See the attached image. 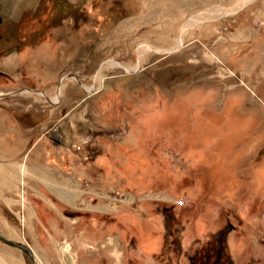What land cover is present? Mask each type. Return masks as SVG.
<instances>
[{"label":"rangeland","instance_id":"1","mask_svg":"<svg viewBox=\"0 0 264 264\" xmlns=\"http://www.w3.org/2000/svg\"><path fill=\"white\" fill-rule=\"evenodd\" d=\"M238 2L0 0V95L17 93L0 101L1 163L30 153L113 223L92 240L29 180L25 210L0 200V236L37 264H65V244L73 264L83 246L117 264H185L191 247L197 264H264V0L203 18ZM0 263L27 261L0 242Z\"/></svg>","mask_w":264,"mask_h":264},{"label":"crops","instance_id":"2","mask_svg":"<svg viewBox=\"0 0 264 264\" xmlns=\"http://www.w3.org/2000/svg\"><path fill=\"white\" fill-rule=\"evenodd\" d=\"M33 91H35V90H33ZM16 94L17 93L8 94V95H6V94L0 95V101H2L5 98L14 96ZM32 94H36V93H32ZM43 94L38 93L39 96H41V97L45 98L47 101H49L47 99V96H45V94L44 95ZM52 138L53 137H51V139ZM58 143H59V141H58ZM6 145H8V147H9L8 142ZM18 152L19 151L17 150V148H14V149L11 148L9 150L7 149L4 153L6 160H4L2 163L0 161V200L1 201H4L5 195H12V193H17V195L19 197L20 204H21V201L24 199V196L26 194L24 192V189L25 188H28V189L31 188L28 185L29 180L34 181V182L38 183L39 185L44 186L45 190H48L51 192H55V189L57 190L61 187L66 188L65 184H67V182L63 181V178H61V181H56L53 178V176L48 175V170L46 169L45 166L35 165L34 163H37V162H34L30 159L31 158L30 153H28L25 160L9 161L10 159H17L19 157ZM52 185H57L59 188H54V187H52ZM58 192H60V191H58ZM23 207L25 210L26 206H23ZM160 244H161V242L158 241L156 244L157 247H160L161 246ZM98 248L100 249V252H99L98 257H96V255L89 252L88 249H85V246H83L82 250L80 251V253L78 255L80 257H78L77 264H96V260H98L99 258L101 259L103 255L106 256V259H107L106 264H117L114 262L113 259H110L108 257L110 252H107V250H104L105 247H103V249H101L99 246ZM191 248L186 249L185 251L180 253V254H182L183 261L185 260V257H188V250H190ZM173 261L175 264L181 263V262L179 263V261L176 258H173ZM119 264H123V263L119 262Z\"/></svg>","mask_w":264,"mask_h":264},{"label":"flooded vegetation","instance_id":"3","mask_svg":"<svg viewBox=\"0 0 264 264\" xmlns=\"http://www.w3.org/2000/svg\"><path fill=\"white\" fill-rule=\"evenodd\" d=\"M78 81L80 82V80H78ZM92 82L94 83V81H92ZM90 87H92V86H90ZM80 89H81V87H80ZM39 94H43V92L42 93H39ZM57 94H58V91H57ZM52 139H54V141H56L57 143L59 141V138L58 137H53ZM42 187H43V189L45 188L44 186H42ZM52 187L59 188L57 185H52ZM66 188L61 187L59 189L66 190ZM62 190H61V192H51V191L46 190L47 193H46V196L44 195V197H45L44 199L46 200L47 199L46 197H48V199L50 200V206H52L55 210L59 211L60 214L63 215L64 217H66L67 219H71V220L77 221L76 223L77 224H80L83 227V231L88 232L89 234H92L91 235L92 240L94 239V241H98L99 240V235H97V234L95 235V232L102 225H113L112 221L108 217H100L99 215H96V214H98L97 211H95V210H93L91 208L95 204L94 203L95 201L92 200L91 203L90 202H82L81 203L82 207H80V204H79V206H76V201L72 197V195L70 196L68 193H66V191L62 192ZM26 199H27V195L25 194L24 199L21 201L22 208L24 206L23 205V201H25ZM85 199L86 200H89L87 198H85ZM30 204L33 205L34 202L33 201H30ZM87 204H89V207L90 208H85V206ZM46 211L47 212H50V214H53V212L52 211H49V209H46ZM25 216L26 215H24V213H21L20 214V223L22 225L25 223V219H26ZM174 216L175 215H173L171 213H168L164 217V221H165L164 224L167 225V226L170 225V224L172 226H176L177 224L175 222ZM161 224H163V223L161 222ZM162 226H164V225H162ZM20 244H22V243H20ZM128 245H129V248H130L131 252H136L138 250L136 243L134 245H132L131 242H130ZM26 247H28V246H26ZM133 247H135V249ZM63 249H64V253H63L64 254L63 255V257H64V260H63L64 263L65 264H73V260H72V258H70L69 254H68V252L70 251V246H68V244L67 245L65 244ZM30 250L34 254V252H33V250L31 248H30ZM88 251L91 252L94 255L95 254L99 255L100 249L99 248H94V247H91L90 246V248H88ZM177 253H178V251H177ZM190 254L188 253V257L185 260V262H186L185 264H197L195 257L193 255H190ZM34 260H35V264H37L35 255H34ZM77 260H78V258L76 259V263L75 264H77ZM104 263L106 264L107 261L106 260L104 261V260H102L100 258L98 260H96V264H104ZM128 264H133L132 260L131 261H128Z\"/></svg>","mask_w":264,"mask_h":264},{"label":"bare ground","instance_id":"4","mask_svg":"<svg viewBox=\"0 0 264 264\" xmlns=\"http://www.w3.org/2000/svg\"><path fill=\"white\" fill-rule=\"evenodd\" d=\"M251 0H239V2H238V4L236 5V7L235 8H233L232 10H231V12L230 11H226V10H218V11H216V14H214V12L212 11V12H208L207 14H206V16L204 15L203 16V18L204 19H207L208 17H210V15H213V17H216V16H219V15H224V17H227V16H233V15H235L236 13H238L239 12V10H241L242 8H244L245 6H247V4H249V2H250ZM211 18V17H210ZM201 19H197V20H194V22L191 24L192 26L193 25H195L196 23H198L199 21H200ZM204 22H206V21H204ZM200 23H202V22H200ZM200 23H198V24H200ZM188 25H190V24H188ZM179 41L178 42H181V39H178ZM142 49V48H141ZM149 49V48H148ZM147 49V50H148ZM180 49V48H179ZM176 50H178V49H173V50H171V51H176ZM154 51H156L157 53H162V52H164V51H160V50H154ZM145 51L144 50H141V52H139L138 54H140V55H143V53H144ZM142 57V56H141ZM140 57V58H141ZM139 58V59H140ZM109 68H111V69H117V68H119V66H116V65H109ZM124 68V67H123ZM122 67H120L119 69H123ZM136 67H135V69L134 70H130V71H133V72H135L136 71ZM124 70H129V69H127V68H124ZM98 76V78L96 79V83H95V85L94 86H92L90 89L89 88H86V90L88 91V97L90 96V95H92V94H94V93H97L101 88H102V85H103V81L102 80H100L99 79V75H97ZM73 76H71V77H69V76H65L64 77V79H68V78H72ZM75 78V77H74ZM100 80V81H99ZM58 87H60V93L62 92V89H63V85H61V83L59 84V86ZM59 95H61V94H59ZM49 100V99H48ZM52 100V99H51ZM24 208V207H23ZM25 258H26V260H27V264H31V262H30V259L28 258V257H26L25 256ZM1 264V263H0Z\"/></svg>","mask_w":264,"mask_h":264},{"label":"water","instance_id":"5","mask_svg":"<svg viewBox=\"0 0 264 264\" xmlns=\"http://www.w3.org/2000/svg\"><path fill=\"white\" fill-rule=\"evenodd\" d=\"M169 52H174V51H169ZM125 73L132 74L134 72H125ZM25 92L36 93V94L41 93V92L33 91V90H26ZM0 242H2L4 245H6L10 248L19 250L24 256H26L30 259L31 264H35L34 254L32 253V251L30 250L29 247H26L25 245L14 242V241H10V240L5 239L1 236H0Z\"/></svg>","mask_w":264,"mask_h":264}]
</instances>
